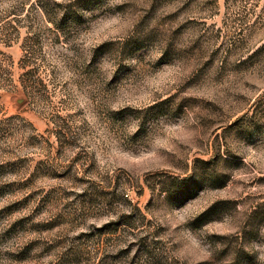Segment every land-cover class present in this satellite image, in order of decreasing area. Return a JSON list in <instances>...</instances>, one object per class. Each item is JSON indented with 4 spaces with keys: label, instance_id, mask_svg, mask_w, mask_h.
Instances as JSON below:
<instances>
[{
    "label": "rangeland",
    "instance_id": "1",
    "mask_svg": "<svg viewBox=\"0 0 264 264\" xmlns=\"http://www.w3.org/2000/svg\"><path fill=\"white\" fill-rule=\"evenodd\" d=\"M207 262L264 264V0H0V264Z\"/></svg>",
    "mask_w": 264,
    "mask_h": 264
},
{
    "label": "snow or ice",
    "instance_id": "2",
    "mask_svg": "<svg viewBox=\"0 0 264 264\" xmlns=\"http://www.w3.org/2000/svg\"><path fill=\"white\" fill-rule=\"evenodd\" d=\"M108 43H114V42H108ZM179 179V178H178ZM197 181V176L196 175H191L189 177H186L182 180H180V183L181 184H187V183H190V182H196ZM218 218H222V213H221V216L218 217ZM207 264H210V262H207Z\"/></svg>",
    "mask_w": 264,
    "mask_h": 264
},
{
    "label": "trees",
    "instance_id": "3",
    "mask_svg": "<svg viewBox=\"0 0 264 264\" xmlns=\"http://www.w3.org/2000/svg\"><path fill=\"white\" fill-rule=\"evenodd\" d=\"M34 5L44 14V15H48V12L46 10V8L44 6H41L40 4L38 3H35L34 2ZM50 18V17H49Z\"/></svg>",
    "mask_w": 264,
    "mask_h": 264
}]
</instances>
